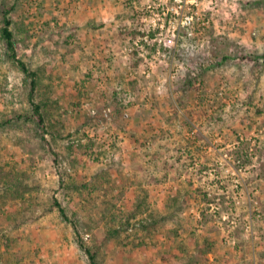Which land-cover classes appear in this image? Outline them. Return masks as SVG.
<instances>
[{
	"label": "rangeland",
	"instance_id": "374dc122",
	"mask_svg": "<svg viewBox=\"0 0 264 264\" xmlns=\"http://www.w3.org/2000/svg\"><path fill=\"white\" fill-rule=\"evenodd\" d=\"M8 8L37 97L57 100L76 145H54L64 182L101 181L89 201L64 202L103 264H264V0H0V27ZM4 50L0 37V164L30 174L48 205L57 163L33 121L6 122L28 109L29 80ZM167 158L180 164L164 179ZM169 186L181 188L176 208ZM196 188L210 199L198 208ZM139 201L159 217L148 236L120 225ZM17 208L0 200V264H89L56 209L26 221ZM181 241L188 251L172 258Z\"/></svg>",
	"mask_w": 264,
	"mask_h": 264
},
{
	"label": "trees",
	"instance_id": "16d2710c",
	"mask_svg": "<svg viewBox=\"0 0 264 264\" xmlns=\"http://www.w3.org/2000/svg\"><path fill=\"white\" fill-rule=\"evenodd\" d=\"M9 11V8L6 9L2 15L0 37L5 44V56L16 67L19 68L23 74V77L25 78V81L29 80V90L26 95L29 107L27 110L21 113H15L14 117H10L6 122L12 124L14 120L33 121L39 131L42 144L53 157V161L57 163V173L59 174L60 178L58 179V186L54 189H51L49 192L50 201L48 205H42L38 195H36V193L41 188H43L38 181L32 179L30 174L19 171V169L15 168V165L0 164V200L2 202L7 200L17 201L18 208L15 210L13 218L26 221L34 220L40 216L41 214L38 213L39 210L46 212L56 209L61 220H63L72 228L75 241L77 242L79 248L85 252L89 264H103L98 256L97 245H90L84 241L76 213L71 212L70 208L68 207V202L66 204L64 202V198L72 194L73 191H76L82 195V201H89V199L92 198V190L95 189L94 187L98 188V185L101 181L96 177L93 183L94 185H92L91 188L88 186L89 183L78 184L76 181L66 183L64 182L62 177L63 171L60 167H58V158L60 155L56 151L54 145L57 146L60 139L67 141V147L70 151L74 150L76 145L71 142V133L69 131H65L63 123L57 118H54V115L52 114V110L55 109V106L57 105V100L51 99L50 97L38 99L36 91L39 83V74L18 55V46L16 40L14 39L13 30L11 29L12 21L9 16ZM145 34L146 32L142 30H136L134 28L131 32L132 41H135L138 36L144 38ZM138 64L139 61L134 59L131 65L134 71H136ZM111 96H113L116 103L114 106L115 111H117L118 115H121L122 113L124 114L125 106L121 101L119 92L114 90ZM101 117L105 118V115L101 114ZM179 160L180 159H177V161H171L168 158L165 159L162 166L165 169V173L163 174L164 179H166L173 166H178L180 164ZM105 162L108 163L107 160H105ZM106 181H108V179H106ZM165 190L168 192L169 197L167 200L168 206L171 208L178 207L181 199V188L177 186H169ZM196 190L203 195V197L200 198L195 197L194 204L197 206V208L200 207L202 202L205 204L210 202V199L207 197V193L202 192L200 188H196ZM84 193H86L87 197ZM145 206L142 201L135 203L134 207L129 211V214H127L123 221L120 222V225H122L124 228L138 226L144 230L147 236L150 235L151 231L155 230L157 222L159 221V217L156 215V213H154V210L147 208V204ZM139 213L146 215L144 217L142 216V218H140L138 221H134ZM200 213L202 216H205L203 209L200 210ZM115 216L116 215H112L111 218H115ZM87 227L89 228V232L92 231V228L89 227V225H87ZM118 231L119 230H117V228L113 227L108 230L107 236H118ZM195 239L196 238L191 235L188 241H194ZM186 244V241L179 242L178 246L176 247L177 253L172 254V258L179 259V256L188 251ZM198 244L199 248L201 249V253L207 254L213 250L215 246V240L204 238V240L201 242L199 241ZM7 246H9L8 243Z\"/></svg>",
	"mask_w": 264,
	"mask_h": 264
},
{
	"label": "built area",
	"instance_id": "2783aa9c",
	"mask_svg": "<svg viewBox=\"0 0 264 264\" xmlns=\"http://www.w3.org/2000/svg\"><path fill=\"white\" fill-rule=\"evenodd\" d=\"M108 111H109V109H105V111H104V114H105L106 116H108ZM86 236H88V235H86Z\"/></svg>",
	"mask_w": 264,
	"mask_h": 264
}]
</instances>
